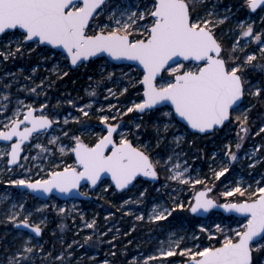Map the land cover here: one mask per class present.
<instances>
[{"label":"rangeland","instance_id":"1","mask_svg":"<svg viewBox=\"0 0 264 264\" xmlns=\"http://www.w3.org/2000/svg\"><path fill=\"white\" fill-rule=\"evenodd\" d=\"M149 2L150 0H112L113 7L117 4L121 7L139 5L141 9L149 6ZM209 12L213 13L210 19L228 16V19L218 24L216 28L217 37L225 46L230 48L239 40V46L244 51H238L236 54L243 59L247 53H256L258 60L254 64L264 65V56H260L257 43L250 38L241 37L239 28L242 22L245 25L251 23L255 32H264V10L252 13L244 0H201L196 4L194 15L205 18ZM95 23H108L107 13L100 15ZM20 38L19 31L6 33L0 40V51L6 52L9 48L14 50L17 46L15 42ZM29 58L35 62L31 64ZM260 59H263V62ZM253 67L249 66L246 69L248 90L239 110L235 112L237 116L250 109L247 112L249 132L244 137V142L239 141L242 145L240 152H237L236 148L238 138L236 135L232 136L240 128V123L236 119L228 123V126L225 125L222 132L214 131L216 135L210 138V152L202 160L204 161L202 165V162L196 163L197 158L191 149L184 148L192 132L177 120L162 116L163 112L172 109L159 108L152 119L153 122L148 126L142 121V114L134 111L118 118L117 121L109 119L108 122L122 124L123 127L118 131L127 133V138L136 146H146L142 147V150H145L153 161H159L156 166L159 181L148 182L140 178L129 190L124 191H117L110 180L102 182L97 189H92L87 184L82 191L90 195V199L63 201L56 196L40 199L20 186L9 184L8 181L21 178L46 179L48 172L59 171L65 165H73L75 157L67 150L74 146L73 138L80 136L84 142L91 144L98 135H106L105 126L99 117L102 115L111 117L116 114V109L124 112L132 103L140 102L143 88L137 81L142 80L143 71L136 66L113 64L105 57L92 60L90 63L83 62L72 69L62 51L49 46H36L31 42L25 44L22 51L14 57L4 59L0 56V131L6 130L3 126L9 123V117H13L18 108L21 119L27 105L32 107L45 105V110L38 114L47 115L55 121L52 130L34 135L18 165L10 167L8 156H0V264H8V258L21 247V232L25 234L24 238L32 235V243L37 245L34 254H29L28 264H104L105 261H108V264H181L184 261L173 256L160 255L161 248L168 249V239L172 233H175L173 239L184 238L180 247L176 249L179 254L184 247L195 250L196 245L209 246L211 244L208 239L209 233L215 234V238L219 236L216 234V224H220L226 231L239 227L244 222L243 218L224 219L220 212H212L209 216L196 221L192 217L183 216L182 213L188 208L195 192L202 187L197 186L199 184H181L171 180L170 176L174 163L180 164L181 171L187 167L188 172L185 176L204 181L207 187L213 189L211 195L223 203L240 200L239 196L221 195L235 187L238 182H241L243 187L251 185L253 190L257 187L258 181L259 186H264V172L258 167L264 159L260 154L264 148V139L262 141L254 139L256 134L260 133V128L264 127V121L260 120L255 110L259 98L264 102V95L261 97L249 95L256 87L263 89L259 79L253 82L251 80L248 69ZM71 69L76 70L79 75L75 74V79L68 85L62 79L72 74ZM108 73H113L111 78H108ZM163 75L167 77L168 73ZM80 79L84 81L77 85ZM125 88L129 93L123 92ZM31 89H35V92ZM108 89L115 95L109 93ZM93 91L96 94L89 95ZM89 104L91 108L85 107ZM109 105H114L115 108L109 109ZM81 108L88 112V116L83 115ZM130 114L133 115L132 118H126ZM65 119L68 123H64ZM137 123L144 127L143 131L141 127L135 128ZM163 124H170L168 131L164 132L161 127L158 132L157 127ZM255 124L258 131L252 134ZM177 136L182 138L179 143L174 139ZM53 137L57 138L55 143H49ZM116 138L118 139V136ZM91 139H94V142ZM191 143L192 140L189 144ZM37 144L43 145L48 151L42 152L36 147ZM243 144H246L245 149ZM226 145H231V150L237 155L236 161L230 162L226 155ZM61 146L66 149L63 154L59 151ZM10 150L9 144L0 142V151ZM169 156L172 157L171 161L168 160ZM24 157H27V160ZM222 166H228L229 172L216 179L213 170L219 171ZM151 187L153 188L149 193ZM102 199H107L108 204ZM125 201L129 203L125 204ZM178 202H183L185 208H177L166 220L148 219L153 206L171 209ZM21 203L24 204L25 212L32 213L30 222L44 220L45 223L41 225L44 234L41 237L14 228V223L7 219L13 212L12 206ZM60 208H64L65 211L60 213ZM140 215H143L144 219L138 220L137 216ZM22 218L23 215L18 217ZM93 220L94 227L85 226ZM201 227L207 228L209 232H202ZM88 236L92 239L85 242ZM161 241H164L163 245ZM149 257L154 259L149 260ZM116 259L121 261H115Z\"/></svg>","mask_w":264,"mask_h":264},{"label":"snow or ice","instance_id":"2","mask_svg":"<svg viewBox=\"0 0 264 264\" xmlns=\"http://www.w3.org/2000/svg\"><path fill=\"white\" fill-rule=\"evenodd\" d=\"M199 2L201 0H150L149 6L141 9L139 5L121 7L117 4L113 7L112 0H0V35L19 31L21 37L15 42L17 46L14 50L9 48L6 52L0 51V56L4 59L14 57L22 51L25 44L31 42L36 46L46 45L62 49L65 59L70 60L72 66L107 54L114 60L137 62L143 70L142 80L137 81L143 86L140 102L132 103L124 112L116 109V114L111 117L100 116L106 135H98L94 143H85L80 136L74 137V146L67 149L74 154L73 165H65L59 171L48 172L46 179L21 178L9 180L8 183L34 192L52 193L53 190H58L68 193L79 189L81 181H86L92 186L97 185L101 177L107 173L110 174L115 187L123 190L132 184L138 175L155 178L159 161H153L146 151L142 150V147L146 146H134L127 138V133L118 131L123 127L122 124L109 123V119L117 121L118 118L134 111L139 113L158 111L157 106L170 105L172 111L163 112V117L171 120L179 117L191 129L200 133L215 130L225 125V122H230L232 114L239 110L245 96V86L248 83L245 78L246 69L249 66L264 65L254 64L258 60L256 53H247L241 59L236 54L238 51H244L239 46V40L230 48H226L217 37L216 28L218 24L224 23L228 16L210 19L213 13L209 12L207 17L198 18L194 11ZM244 3L252 12L258 8L264 10V0H244ZM104 13H107L108 23H95V20ZM239 28L240 36L255 41L259 46L260 56H264V32H255L251 23L245 25L242 22ZM177 58L194 63L187 66ZM163 73H168V76L165 77ZM112 75L113 73H108V78ZM127 90L125 88L123 92ZM31 91L35 92V89ZM108 91L115 95L111 89ZM95 94V91L89 93L92 96ZM249 95L261 97L264 90L256 87ZM26 107L27 111L23 114L22 120L19 119L18 108L13 117H9V123L3 126L6 130L0 131V139L4 141L18 138L11 144L10 152L0 151V156L10 157L9 165L16 164L20 159L21 145L24 141H27L34 132L47 129L55 123L47 115H35L37 109L31 105ZM45 107L41 105L40 110ZM85 107L91 108V105ZM114 108V105H109V109ZM249 110L246 109L235 116L240 122V132L244 133V136L249 132L247 123ZM80 111L84 116H88L84 108ZM64 123H68L67 119ZM21 125L30 126H25L21 130ZM140 127V124H135V128ZM161 127L167 132L170 124L158 126V132ZM259 131L264 132V127ZM244 136H240L241 141ZM56 139L53 137L49 143H55ZM174 139L179 143L182 138L177 136ZM36 147L42 152L48 151L43 145L37 144ZM225 147L230 162L236 161L237 155L231 150V145ZM236 148L240 149L241 143H237ZM65 150L63 146L59 149L61 154ZM24 159L27 160V157ZM168 160L171 161L172 157L169 156ZM180 169L179 163L172 165L171 180L181 184H199L203 189L195 192L188 204V211L196 214L208 212L213 208H223L227 212L239 214L244 220L239 227L227 231L220 224L215 225L216 234L222 237L218 241L219 246L196 245L195 250L182 248L179 254L187 257L185 264H264V186H259L258 181L257 187L253 190L251 185L243 187L242 183L238 182L235 187L221 195L239 196L242 199L219 205L209 195L213 191L212 188L207 187L204 181L185 176L188 172L187 167L182 171ZM227 172L228 166H222L219 171L213 170L216 179L225 176ZM127 203L129 201H125V204ZM12 207L13 212L7 219L14 223L15 228L27 229L35 236L42 234L41 225L45 223L44 220L30 222L32 213L25 212L23 203L14 204ZM177 208L184 209V203L178 202L171 209L153 206L148 219L166 220ZM64 211V208L59 209L60 213ZM21 215L23 218L18 219ZM137 219L142 220L144 217L140 215ZM94 225L95 220L86 223L85 226L92 228ZM200 230L209 232L203 227ZM24 235L23 232L20 233L21 247L8 258V264H28L29 254H34L37 245L32 243L33 236L28 235L24 238ZM173 236L175 233L169 236L168 249H160L161 256L177 254L176 249L180 247L184 238L173 239ZM214 238L215 234L209 233V241ZM91 239L92 237L88 236L85 242ZM160 243L163 245L164 241ZM104 264H108V261Z\"/></svg>","mask_w":264,"mask_h":264},{"label":"trees","instance_id":"3","mask_svg":"<svg viewBox=\"0 0 264 264\" xmlns=\"http://www.w3.org/2000/svg\"><path fill=\"white\" fill-rule=\"evenodd\" d=\"M226 48H229L228 46H225ZM29 61H30V63L31 64H33L35 61H34V59H32V58H29ZM95 61V60H94ZM260 61H262L263 62V59H260ZM248 71H249V73H250V75H251V80H252V82L254 81V80H260V83H262V86H263V89L262 90H264V67H253V68H249L248 69ZM71 75H68L67 77H64L63 79H62V81H64L66 84H70L71 83V81L73 80V79H75V74L76 75H79V73H77L76 72V70H72L71 69ZM87 73V72H86ZM74 74V75H73ZM82 81H84L83 79L81 80H78V82L76 83L77 85L78 84H80ZM248 89H247V84H246V91H247ZM127 93H129V91L127 92ZM247 95V94H246ZM247 97H248V95H247ZM264 102H263V99L262 98H259V100H257V103H256V107H255V110H256V112H257V116H259V118H260V120L262 119L263 121H264ZM254 110V111H255ZM159 111V110H158ZM157 110H155V111H151V112H148V113H145V114H142V121H144L145 122V124H147V126L149 125V124H151L152 122H153V117L155 116V114L158 112ZM253 111V112H254ZM252 113V112H251ZM235 112L232 114V119H231V121L233 122L234 121V119H235ZM132 114H130L129 116H127L126 118H128V119H131L132 118ZM250 116H251V120L253 119L252 118V114H250ZM176 120V119H175ZM251 122H253V121H251ZM238 123H240L239 121H238ZM256 124H257V122H256ZM255 124V127H253L252 128V134L254 133V132H256V131H258V127H257V125ZM252 125V124H251ZM254 125V124H253ZM228 126V125H227ZM238 128V127H237ZM141 130L143 131L144 130V127H141ZM224 130V129H223ZM219 132H222V130H218ZM237 131V130H236ZM213 135L215 136L216 134H215V132H213V134H206V135H203V136H201V135H199V134H196V133H192V134H189V136H188V139H187V141L185 142V144H184V148H186V149H191V151L193 152V155H195V157L197 158L196 159V163H199V162H202V165H204V161H202V160H204L205 159V157L209 154V152H210V142H211V137H213ZM237 136V138H238V143H239V141H240V138H239V136H244V133H242V132H240V128L238 129V131L235 133V134H232V136ZM247 136V135H246ZM246 136H244V137H246ZM254 139H256V140H259V141H262L263 139H264V132H260L259 134H256V136H255V138ZM92 140V142H94V139H91ZM192 140V143L191 144H189V142ZM242 142H244V140L242 141ZM246 148V144L244 145L243 144V149H245ZM242 150V145H241V148L240 149H238L237 150V152H240ZM191 152V153H192ZM260 154L262 155V157L264 158V148H262V150H261V152H260ZM258 167L260 168V169H262L263 170V172H264V159H263V161H261L260 163H259V165H258ZM197 186H200V185H197ZM152 188L153 187H151V189H149L150 191H149V193L152 191ZM240 199H242V198H240ZM103 201H104V203H107L108 204V200L107 199H102ZM220 215H221V217H223L224 219H228V218H235V217H233V216H225L224 214H221V213H219ZM182 215L183 216H186V217H188V218H190V217H192L193 218V220L194 221H196V220H198V219H200V218H198V217H194L193 215H191L189 212H188V210L187 209H184V212L182 213ZM220 239H222V237L219 235L217 238H214L212 241H210L211 242V244H214V245H217L218 244V241L220 240ZM173 258H175V259H179V260H182V261H185L186 259H187V257L186 256H182V255H180V254H176L175 256H173ZM120 260V259H119ZM118 259H116L115 261H119ZM121 261V260H120Z\"/></svg>","mask_w":264,"mask_h":264},{"label":"water","instance_id":"4","mask_svg":"<svg viewBox=\"0 0 264 264\" xmlns=\"http://www.w3.org/2000/svg\"><path fill=\"white\" fill-rule=\"evenodd\" d=\"M259 9V8H258ZM257 9V10H258ZM256 10V11H257ZM5 35V34H4ZM3 35H0V37H2ZM43 46H46V45H43ZM46 47H48V46H46ZM49 47H51V46H49ZM52 48V47H51ZM55 50H60V51H62L63 52V50L62 49H60V48H54ZM103 57H105V58H107L110 62H112L113 64H116V65H124V64H126V65H130V66H136V67H139L140 69H142V66H139L138 65V63L137 62H134V61H125V60H114L113 58H111V57H108L107 56V54H103L102 56H100V57H94V58H91L89 61H86V62H84V63H90L93 59H100V58H103ZM178 59V61L179 62H185V63H189V61H184L182 58H177ZM69 62H70V60H69ZM80 65V64H79ZM79 65H77V66H72L71 65V63H70V66L73 68V69H75V68H77ZM143 71V70H142ZM163 75V74H162ZM143 87V86H142ZM244 98H245V96L243 97V99H242V102H241V104L243 103V101H244ZM161 107H170L171 108V106L170 105H159V106H157V108L159 109V108H161ZM145 113H147V111L146 112H144V113H141V114H145ZM51 119V118H50ZM176 119L180 122V123H182L184 126H186V128L188 129V130H190V132H193V133H197V134H200V135H204V134H207V133H213L214 131H216L217 129H224V126L227 124V123H229V122H225V125H223V126H221V127H218L217 129H215V130H209V131H207V132H204V133H200L198 130H193V129H191L187 124H186V122L185 121H182V120H180V118L179 117H176ZM22 120V119H21ZM231 121V120H230ZM25 126H30V125H25ZM54 125L52 124L50 127H48L47 129H44V130H47V131H50V130H52V127H53ZM22 130V129H21ZM41 131H43V130H38L37 132H34L33 134H35V133H38V132H41ZM32 134V135H33ZM17 137H14L11 141H4V140H2V139H0V141H3V142H5V143H7V144H10V148H11V144H13V143H15L16 141H17ZM31 140H32V136L27 140V141H24L23 142V144L21 145V152H20V159L18 160V162L16 163V164H12V165H9L10 167L11 166H15V165H18L20 162H21V160H22V155L24 154V145L25 144H28V143H31ZM86 143V142H85ZM133 145L134 146H136L134 143H133ZM11 151V150H10ZM73 156H74V154H73ZM151 158V157H150ZM8 159H10V157H8ZM140 177L141 178H143L144 180H147V181H158V179H159V174L157 173V176L155 177V178H153V177H146V176H143L142 174L141 175H138L137 176V178L133 181V183L132 184H130L127 188H125V189H123V190H129L131 187H132V185L138 180V179H140ZM107 180H110L111 181V184H112V186L113 187H115V184H114V182L111 180V176H110V174H104L102 177H101V180L100 181H98V183H97V185H95V186H92V185H90L88 182H86V181H81V187L79 188V189H75V190H73V191H71V192H68V193H62V192H60V191H58V190H53V192L52 193H44V192H34L33 190H31V189H28V188H24V187H20L21 189L23 188V189H25V190H28L31 194H34L35 196H37L38 198H40V199H48V198H50V197H52V196H57L60 200H63V201H66V200H87V199H90V195H82V193H84L82 190H83V187H85V186H87V184L90 186V187H92V189H97L98 188V186L102 183V182H104V181H107ZM116 188V187H115ZM116 190L117 191H123V190H120V189H117L116 188ZM201 190H203V189H200V190H198V191H201ZM210 195V197L211 198H213L215 201H216V203L217 204H219V205H223V204H225V203H223V202H219L217 199H215L212 195H211V193L209 194ZM228 203V202H227ZM212 211H219V212H221V213H223V214H225V215H230V216H235L236 218H242V217H240L239 216V214H236V213H234V212H227V211H225L223 208H213V209H211V210H209L208 212H200V213H196V214H193V213H191L190 211V213L192 214V215H196V216H199V217H202V218H204V217H206L208 214H210ZM23 230H27V229H23ZM28 231V230H27ZM43 235V232H42V234L40 235V236H38V237H41ZM219 246V245H218ZM181 264H185V261L184 262H182Z\"/></svg>","mask_w":264,"mask_h":264},{"label":"flooded vegetation","instance_id":"5","mask_svg":"<svg viewBox=\"0 0 264 264\" xmlns=\"http://www.w3.org/2000/svg\"><path fill=\"white\" fill-rule=\"evenodd\" d=\"M259 10H260V9H258V10L255 11V12H252V11H251V12H252V13H258ZM0 40H1V39H0ZM0 42H1V41H0ZM181 63H184V62H181ZM190 63H193V62H189V63H185V64H190ZM163 74H165V73H163ZM33 108H36V109H37V112L34 113V114H35V115H40V114H38V113L41 112L40 107L33 106ZM43 110H45V108H44ZM43 110H42V111H43ZM26 111H27V109L24 111V113H26ZM49 118H50V117H49ZM21 119H23V117H22ZM52 120H53V119H52ZM53 125L55 126V123H53ZM54 126H53V127H54ZM23 127H25V125H21V129H23ZM53 127H52V128H53ZM43 131H45V130H43ZM38 133H40V132H38ZM38 133L33 134V135H32V139L34 138V135H36V134H38ZM31 141H32V140H31ZM0 142H3V141H0ZM3 143H5V142H3ZM6 144H7V143H6ZM28 144H29V143H28ZM28 144H25L24 147H23V148H24V154H25V152H26V148H27L26 146H27ZM9 145H10V144H9ZM24 154H23V155H24ZM23 155H22V156H23ZM159 179H160V178H159ZM159 179H158V181H159ZM138 180H139V179H138ZM158 181H152V182H158ZM149 182H150V181H149ZM135 183H136V182H135ZM135 183H134V184H135ZM14 228H15V226H14ZM20 230H21V229H20ZM22 231H23V230H22ZM24 231H26V230H24Z\"/></svg>","mask_w":264,"mask_h":264}]
</instances>
